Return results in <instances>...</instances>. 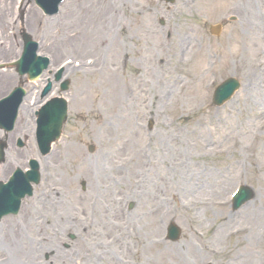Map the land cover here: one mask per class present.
Masks as SVG:
<instances>
[{
	"label": "rangeland",
	"instance_id": "obj_1",
	"mask_svg": "<svg viewBox=\"0 0 264 264\" xmlns=\"http://www.w3.org/2000/svg\"><path fill=\"white\" fill-rule=\"evenodd\" d=\"M84 1L87 0H67L60 27L48 26V44L63 45L61 55L65 58L99 60L97 57L102 59L113 48L109 44L101 45L94 29V20L98 18L95 12L90 15L93 10L88 13L84 9L87 5ZM186 1L176 0L174 5H167L159 0H139V6L146 4L152 8L143 21L139 20L140 53L146 49L148 39H155L163 32L164 40L173 41L172 48L178 45V38L186 40L188 50L182 59L183 63L190 61L171 70L176 75L174 80H181L176 91L157 88V99L162 92L160 98H165L163 102L169 105L155 104L150 112L149 101L143 102L139 95L122 110L123 116L134 118L139 134L152 139L149 145L141 140L144 149L142 154L140 151V159L144 163L139 164V175L131 167L133 162H119L126 156L123 146H116L120 132L102 128L101 120L113 123V116L98 100L102 92L96 83L98 65L86 82L91 96L94 91V103L90 98L85 100L87 91L85 97L76 99L85 89V81L82 75L74 78L67 96L69 120L49 156L40 155L35 141L34 116L40 99H27L30 112H22L15 131L16 136L24 138L26 147L19 149L11 141L6 163L0 167V180H6L15 168L26 169L30 159H37L41 167L42 183L35 189L34 197L24 202L17 217L2 221L3 225L7 224L5 233L0 224V235L7 239L12 237L11 226L17 230L18 240L11 244L23 262L32 258L36 264H246L255 252V264H261L264 259V29L261 28L264 0H249L253 9L248 3L239 4L238 0H189V7ZM12 15L2 18L4 30L0 29V36L12 39L9 27ZM128 18L124 16L127 35L136 32L131 28L133 18ZM218 24H223V29L216 37L210 29ZM77 29L81 32L79 39L87 33V44L81 42L82 46H78L74 42V38L78 39L73 37ZM68 35L70 38L65 40ZM11 39H1L0 49L16 46ZM130 46L129 50H134L135 41ZM116 52L114 55L108 52L114 63L120 57ZM155 53L156 50H151L144 55L145 59L139 57V70L130 64L124 75L130 79L138 71H148ZM10 56L0 52V60ZM229 77L238 78L242 88L224 108L217 109L212 103L214 90ZM107 79H115V75L109 72ZM120 79L123 81V77ZM12 83L0 86V96L15 85ZM182 84L185 87L179 89ZM123 86L122 83L120 88ZM90 102L92 109L88 110L84 104ZM185 137L189 140L187 147ZM180 142L184 148L179 154ZM68 146L79 147L82 156L71 150L69 158L64 160V148ZM91 146L95 148L93 153ZM71 155L78 159L76 163ZM149 158L153 160L151 170ZM61 160L65 161L63 166L59 165ZM166 160L167 165L163 163ZM181 160L184 165L180 164ZM114 162L120 164L116 167ZM106 165L101 180L100 173ZM143 174L147 181H140ZM160 178L167 179L163 187L151 190L152 194L158 191V196L154 199L143 196L141 188L163 182ZM243 184L255 190L256 198L234 212L231 197ZM55 197L61 198V202L56 201L52 207ZM131 204L135 207L129 210ZM27 210L34 212L32 218ZM171 222L183 231L181 241L176 244L166 241V229ZM226 226H231L229 231ZM234 227H242L243 232L230 237V229ZM193 236L204 240L207 252L202 244L191 239ZM189 246L195 254L204 252L205 256L192 257L188 254ZM11 254L8 247L0 246V263Z\"/></svg>",
	"mask_w": 264,
	"mask_h": 264
},
{
	"label": "bare ground",
	"instance_id": "obj_2",
	"mask_svg": "<svg viewBox=\"0 0 264 264\" xmlns=\"http://www.w3.org/2000/svg\"><path fill=\"white\" fill-rule=\"evenodd\" d=\"M84 2H87V5L85 4L84 9L88 13L91 12L90 10H93L90 13V15L95 12L96 13L95 18H98V21L94 20L96 23L94 26V29H95L96 36L102 41L101 45L109 44L110 47L113 48V50L110 52L113 55L117 53L116 52L117 50L119 52V56L122 61L121 63L116 62V61L114 63L111 57H109L108 60L106 61L108 53H105L104 54L105 59L104 61L101 62V69L99 72L100 79L107 77L109 72L111 74L113 73V76L115 75V79L118 77L116 80L115 79H104L101 81V83L98 82L99 84L98 87L99 88L102 87V92L98 96V100H101L105 104L106 110L108 108L109 112H112L110 113L113 116L111 120L113 123H116L117 126H114L113 123H110L108 120H105V119L101 120V125H102V128L104 129L106 128L108 131H110L111 128H113L112 129L113 133H115V131L120 132L121 135H118L117 133L118 138H116L117 139L116 141L118 144L116 146L117 147L123 146V150L126 156L123 159H120L119 162H133L131 167H133L135 169V172L139 175V164L144 163V161L140 159V151L144 149V147L141 144V140L146 145L151 144L152 141L149 138H147L144 134H139V127L134 121V118L128 114L126 116H123L122 110L124 109V107H128L129 105H131V100L134 97L139 98V95L142 96L143 102L146 100L149 101L150 110H151L150 112H153V109H155V106H154L155 104L157 106L158 105L160 106L169 105L168 103L163 102L164 99L160 98V95L162 94V92L159 93V97L158 99H156L157 92H158L157 88H159L160 90L161 89L160 86H162V88H164V91L166 90V91L173 92L175 90L174 87L177 85H173L175 83L171 82L172 76L170 73V69H171V66L175 65V70H177L178 66H180V64L183 63L182 54L185 53L184 49L185 50L187 49V47L185 46L186 40L184 39L182 40L178 38L176 40L177 42H179L178 45L176 46L175 44L174 47L172 48L171 45L173 41L167 42L166 40H164L165 35H163L164 33L162 32L160 34L161 36L155 37V39L152 38L151 40L150 39L147 40L146 49H142L141 53L143 51H146V52L140 55V50H139V45H138L139 44V20L143 21L144 15L152 11L151 7H149L146 4H142L139 6V0H137L136 2H134V0H126L124 3L121 2V0H87ZM244 2L248 3L249 5V0H238L239 4L244 3ZM185 4L186 6H189L190 1L187 0ZM249 7L250 9L251 7L253 9V3H251V6L249 5ZM10 10H11V4L0 2V14L6 15ZM30 12L31 13H30V16L27 22L28 26L29 24H32L31 21L33 19L32 10ZM155 12H157V10H155ZM124 16H126L127 18L128 17L133 18L134 23L131 26V28L133 27L136 32L134 33L129 32L128 35L124 34L126 32ZM261 28L264 29V23L262 24ZM117 30L119 31L120 35L116 32ZM168 31H170V29ZM80 33H81L80 29L79 30L77 29L73 34V37L76 36L78 38L77 40H75L74 38V42H76L78 46H82L81 42H84L85 44H87L85 42V39L89 38L87 33H84L83 38L79 39V35H81ZM68 39H69V35L67 36L65 40H68ZM132 41H135L136 48L134 50L132 49L131 51L129 50V48L131 47L130 44ZM151 50L153 51L156 50V53L154 54L149 70L148 71H145V70L138 71L137 73H135V75L132 78L128 79L121 71L122 64H125L124 61H127L126 63L131 64V65H134V63H137V62H138L137 64H139V61H133V60L134 59L138 60L139 57H142L144 59V55L147 54ZM189 62L190 61H187V64ZM136 69L139 70V66H137ZM8 72L6 71L5 73L1 75L2 77L0 78V86H1V83L4 81V79L7 78ZM262 76L264 75L262 74ZM121 77H123V81H120ZM162 82L164 83L163 85H161ZM122 83L124 84V86L120 88ZM251 83H254L253 79ZM139 85H141L140 88H139ZM95 89L96 88L94 87V90ZM90 91L88 92L85 100H88L90 98L93 100V103H94V91L92 90V96H91ZM108 92H110L109 95H108ZM84 106L88 107V110L92 109L91 102L89 105L84 104ZM196 135L197 134H193L194 137ZM179 137L180 135L176 136L177 139H179ZM184 141H185L184 144H186L185 146L187 147L189 145L188 137H185ZM125 145H127L126 148H125ZM182 145L183 144L180 142L179 152L177 151L179 154L183 150L182 148H184V146ZM163 148H164V145H163ZM71 150L74 153L82 156V153L79 150V147L68 146L67 148L66 147L64 148V160L66 158H69V153L71 152ZM164 151L166 152V150ZM142 153H143V150L141 151V154ZM167 154H169V151L167 152ZM71 156L73 157L72 162L76 163L78 159L74 157L73 155ZM64 160H61V162L59 163L60 166H63V164L65 163ZM81 160L82 159L80 157V161ZM119 162H114L113 165L117 167V165L120 164ZM152 163H153V160L149 158V163H148L149 170L153 168ZM163 163L167 165V160L166 162H163ZM180 164L184 165V161L181 160ZM104 170L105 171L107 170V165L105 169H103L102 172L100 173L101 180L104 176V172H105ZM149 173H152V172H149ZM151 179L152 178L148 180H151ZM160 179L163 182L154 183V185L151 188H148V189L141 188V193L143 194V196H145L148 199H154L155 197H157L158 191L155 194H152V191L156 190L154 189L156 187L162 188L163 187L162 184H164V182L167 181L166 178H160ZM140 181L142 182L147 181V177L145 174L140 176ZM125 195L127 196L126 191H125ZM56 201H58L57 203H60L61 198L56 199L55 197L53 200L54 203L52 202V207H55ZM28 206L29 205L26 206L27 209L29 208ZM27 213L29 217L32 218V215L34 212H32V210L31 211L27 210ZM256 221L257 220H255V222ZM251 222L255 223L253 221ZM228 223H230V221H225V224H228ZM6 226L7 224L3 225L2 223V227L4 230L2 233H5ZM230 227L226 226V228H228L227 229L228 231ZM11 229L12 230H10V232H12V237L10 239H7V236L0 235V246L8 247V249L12 253L10 257L8 256L6 261L1 262L0 264H36V262H34L32 258H29L28 262H23L21 259H19L18 250L14 252L16 247L12 245L11 243L13 242L15 244V240H18V237H16L15 235V232L17 233V230L15 229V227L11 226ZM242 232H243L242 227H234L230 229L229 236L233 237ZM220 235L223 236L222 233H220ZM132 236L133 235H131L129 239H131ZM192 238L194 239L195 242L200 243L196 237L193 236L191 237V239ZM247 241L249 243L251 242L250 235H248ZM193 248L195 249V253H196V245H193ZM188 251L189 253L188 252L187 253L191 254V256L195 257L196 259H200L201 257L203 258L205 256L203 254L204 252H198L197 254H195L194 252H192L190 246L188 247ZM29 253L32 254V251L29 250ZM255 254L256 253L254 252L252 255H250L246 264H250V261H252L251 262L252 264L256 263L257 259H255ZM147 262L151 263L148 260ZM226 264H230V263H226Z\"/></svg>",
	"mask_w": 264,
	"mask_h": 264
},
{
	"label": "water",
	"instance_id": "obj_3",
	"mask_svg": "<svg viewBox=\"0 0 264 264\" xmlns=\"http://www.w3.org/2000/svg\"><path fill=\"white\" fill-rule=\"evenodd\" d=\"M61 0H39V4L45 8L47 11H51L49 10L50 8H55ZM49 8V9H48ZM235 86L234 82H231L230 84H227L224 86V88H228L226 91L228 92L231 88H233V86ZM57 103L55 104H61L60 105H55L53 107V104H50V106L46 107L43 112L41 113V124H43V126L46 123H49L48 126H45V128H43V126L40 129L41 132V142H42V149L43 152H47L49 150V145L55 141L56 139H58L59 135H60V130H61V123H62V119L65 116V111H66V106L64 103L62 102H58L55 101ZM6 107H10L8 104H5ZM56 106L58 107L56 109ZM13 114L14 117L16 116V108H14ZM52 113V114H51ZM15 186V185H14ZM13 186V187H14ZM23 188H26V186H23ZM14 189V188H13ZM27 192V190H24L17 199H15V204L12 206L10 205V207H12L10 209L11 212L17 211L18 206H19V198L23 197L25 195V193ZM14 194V191L12 190V193ZM242 202V201H241ZM172 231H174L173 233V238H177L178 237V231L175 227L172 228Z\"/></svg>",
	"mask_w": 264,
	"mask_h": 264
},
{
	"label": "flooded vegetation",
	"instance_id": "obj_4",
	"mask_svg": "<svg viewBox=\"0 0 264 264\" xmlns=\"http://www.w3.org/2000/svg\"><path fill=\"white\" fill-rule=\"evenodd\" d=\"M61 61L58 62V59H56V63H60Z\"/></svg>",
	"mask_w": 264,
	"mask_h": 264
}]
</instances>
